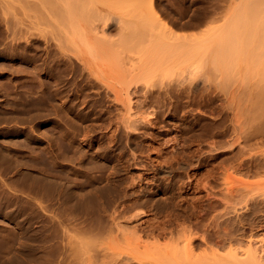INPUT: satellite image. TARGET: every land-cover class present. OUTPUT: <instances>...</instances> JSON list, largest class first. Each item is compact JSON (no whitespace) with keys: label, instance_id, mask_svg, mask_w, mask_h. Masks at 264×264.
Instances as JSON below:
<instances>
[{"label":"rangeland","instance_id":"obj_1","mask_svg":"<svg viewBox=\"0 0 264 264\" xmlns=\"http://www.w3.org/2000/svg\"><path fill=\"white\" fill-rule=\"evenodd\" d=\"M92 1L103 12L106 9L105 14L119 18L122 29L114 25L104 36L101 33L102 37L96 33V38V31L89 32V36L87 31L78 30L80 34L70 27L72 32L67 28L69 35L65 30L63 35L59 33L62 30L53 29L54 38H63L62 47L69 38L65 45L66 49L70 47L67 54L58 42H52V27L44 18L36 20L37 13L28 9L24 0H0V264H192L206 253L210 256L214 247L218 251L217 264H260L241 258L247 254L249 238L264 240V118L260 114L261 102L264 103V18L258 32L251 28L260 17L253 14L260 10L261 3L257 6L258 2L253 0H140V4L133 0ZM150 4L164 23L154 18ZM247 7L253 9V25ZM258 14L264 17V11ZM160 23L179 37L183 34L182 41L187 38L186 43L179 44H185V50L179 49L175 54L172 50L175 58L170 55L172 61L168 59L169 63L163 66L156 65L163 58L159 59L157 54L164 47L163 50L168 46L169 51L173 44L177 46V41L172 44L173 41L168 43V39L160 38L158 45L153 46L163 48L156 49L159 52L155 56V49L150 52L152 42L133 39L124 45L121 40L138 30L137 35L148 31L150 39L154 33L162 35L166 29L162 31ZM120 30L121 41L117 38ZM83 31L85 36H79ZM75 32L79 38L72 36ZM168 33L170 38L175 36ZM108 37L116 40L112 43ZM107 39L115 52L121 50L117 56L120 62L115 60L124 67L123 71L116 69V61L111 59L114 51L107 49L108 53V45L100 42ZM131 45L134 54L127 49ZM124 47L128 52L124 53ZM138 47L141 52L136 50ZM77 51L81 53L78 55ZM58 52L73 55V59L74 55H81L79 58L84 61L74 59L76 71H70ZM150 53L153 55L148 59ZM164 54L161 55L166 60ZM140 55L146 56L141 59ZM127 59L132 60L130 63L135 60L137 65ZM113 60L115 64L111 63ZM77 61L81 66L87 64L84 73L77 71ZM108 65L112 71L116 65L117 75ZM130 65L136 70L133 74ZM146 67L154 68V74L147 69L149 77L145 75L138 85L144 83L142 88L137 90L132 85L125 93L128 80L135 75L140 77ZM179 70H183L184 76ZM178 80L193 90L181 94L173 87L170 93L164 91L162 82L176 85ZM162 165L173 168L172 172L160 174L157 167ZM52 183L56 184L58 194L54 199ZM44 187L52 195L48 202L44 200L50 194ZM110 187L121 196L118 199L129 193L125 200L129 202L125 204L122 198L114 203L118 209L132 205L131 199L137 205L117 221L124 233H116L117 238L106 232L94 236L97 231L88 227H105L108 220L111 222L112 210L105 215L100 213L103 219L97 216L102 196ZM234 189L232 200L209 214L212 219L208 215V222L195 224L198 221L192 220L197 213L194 210L205 208L209 200L220 201ZM41 191L47 194H40ZM95 202L96 208L88 214L85 207ZM152 225L167 228L166 233H153L149 230ZM204 232L213 234L215 239L201 246L189 245L196 241L195 236L202 241ZM190 235L194 237L191 242ZM232 249L239 253L238 259L226 256Z\"/></svg>","mask_w":264,"mask_h":264},{"label":"bare ground","instance_id":"obj_2","mask_svg":"<svg viewBox=\"0 0 264 264\" xmlns=\"http://www.w3.org/2000/svg\"><path fill=\"white\" fill-rule=\"evenodd\" d=\"M92 0H90V1H88V0H24V4L26 3L28 6L27 7H30V8H28V9H31V10H33V12L35 11L37 14V16L36 17H39V18H37L36 20H38L39 19V21H40V18H41V20L43 19L44 20V22L46 23V24H49V28H51L52 27V30L54 29L55 31H61L62 30V32H59V33H63V35H64V31L63 30H65V33L67 32L68 33V31H66V30H68L67 28H69V32H70V30H71V28H75V29H77V33H80L81 34V32H79V31H81V30H84V31H87L86 33H89V32H91V33H93L94 31H96V32H94L93 33V35H96V33H100V35H101V33H102V35H103V33L105 32V33H107V31H109L111 28H113L114 27V25L115 26H117V25H119V24H121L120 22H121V20H118L116 17H114V16H112V14L110 15V13L108 14V13H106L105 14V10L106 9H104V12L102 11V8L101 7H97L96 5H94V2H93V4H92V2H91ZM99 1V0H98ZM258 2V5L257 6H259V3H261L260 4V10H259V8L257 9L256 8V6L255 5H253V7L254 8H256L257 9V11H255V12H253V13H255V14H253V15H256L257 17H259V19H254V17H252L250 14L252 13V11H253V9L250 7H247V8H249L250 9V11H248L249 13H248V15H250L248 18H250V21H251V24L253 25V23L252 22H254L255 20V22L257 23V24H254L253 25V27H251L253 30L254 29H256V31L255 32H258L259 31V24H262L263 25V22L261 21V19H263L264 17H262V15H259L258 13H260L261 14V12H263L264 11V7H263V9H261V5L262 6H264L263 4H264V0H253V2ZM133 2H136V3H138V4H140L141 3V1L140 0H133ZM253 2H252V4H253ZM13 3V2H12ZM11 3V4H12ZM98 3H102V2H98ZM14 4V3H13ZM153 5V4H152ZM152 5L150 4V6H149V8H152V11L151 12H153V7H152ZM11 7V6H10ZM13 7V9H14V6H12ZM101 8V9H100ZM11 9V8H10ZM16 10V9H15ZM155 11V13H153L154 15V18H156L159 22L161 21L162 22V20L161 19H159V16L157 15L158 13H156V10H154ZM30 12V11H29ZM29 12H28V14H29ZM251 12V13H250ZM31 14V13H30ZM32 15V14H31ZM33 15L35 16V14L33 13ZM31 17H33V16H31ZM35 17V18H36ZM246 17V16H245ZM262 17V18H261ZM254 19V20H253ZM35 20V21H36ZM46 20V21H45ZM253 20V21H252ZM154 21H156V20H154ZM259 21H261L260 23H258ZM44 22H42L44 25H45V23ZM40 23V22H39ZM162 23H164V22H162ZM162 23H160L161 25V27H164L163 28V30L162 31H164L165 29H166V27H165V25L163 24V26H162ZM41 24V23H40ZM39 24V25H40ZM42 24V25H43ZM148 24V23H147ZM153 24H155V23H153ZM152 24V27L151 28H153V25ZM159 24V23H158ZM158 24H157V26H158ZM36 25V24H35ZM151 25V24H150ZM156 25V24H155ZM251 25V26H252ZM47 26V25H46ZM256 26V27H255ZM39 27H41V26H39ZM44 27V26H43ZM66 27V29H64ZM71 27V28H70ZM118 27V26H117ZM148 27H150V26H148ZM160 27V28H161ZM255 27V28H254ZM262 27H264V26H262ZM38 27H37V25H36V29H37ZM119 29H122V27H120V25H119V27H118ZM118 28L116 29L117 31H118ZM124 28V27H123ZM156 28V27H155ZM159 28V27H158ZM158 28H156V30L158 29ZM44 29V28H43ZM135 29V28H134ZM261 29V28H260ZM264 29V28H263ZM263 29H262V32L261 33H264V31H263ZM40 30V29H39ZM54 30L53 31H51L52 33H50V35H52L51 37H53L52 38V42H58V43H55V45H59V47H61L64 51H65V53H67V54H69L68 52V50H69V46H68V49H66V47H65V45L67 46V43H68V39H66V44H64L63 46L64 47H62L61 46V39H63V38H59L58 36H60V35H58L57 37H58V39H56V38H54L55 37V35H54ZM79 30V31H78ZM124 30H125V28H124ZM152 30V29H151ZM169 30V29H168ZM167 29L165 30V33H163L162 32V35H158V33H154V37L152 36L151 37V39L149 38L150 36H151V34H149L148 33V31H147V34H146V32H144L145 33V35H143V33H141V35L140 34H138L137 35V33H139V30L137 31V32H135V30H133L134 32H135V34L133 33V34H129V35H124V37L123 38H121L120 36V33H123L122 32V30H120L119 31V33H118V39H119V37L121 38V40H123V44L124 45H126L127 43H129L130 41H132L133 39L134 40H137L139 43H140V41L141 40H146V43H151L152 42V49L150 50V52L152 51H155L156 49L158 50V48H159V51H160V49H162V48H160V46H158V48H154V46L153 45H155V43H157L158 42V40L160 39V38H166V39H168L167 41H169L168 43H170V41H173L172 42V44L174 43V42H176L177 41V46H175L174 47V44H173V47H174V49H173V47H172V49H170V48H168V49H170L169 51L168 50H166L167 49V47H166V51L165 50H163L162 49V51H164V52H162V51H160V54H157L158 52H157V50L155 51L156 53H155V56H156V54L157 55H159V56H157L158 58L159 57H163L164 58V56H162L161 54H164L165 52L166 53H169L168 55L165 53L164 55L166 56L167 55V59L165 60V59H163V58H161V59H163V60H165L164 61V64L162 63V61H161V59L159 60V62H156L157 64L156 65H167L168 63H169V61H172V60H170L169 58H172L173 57V59L175 58L174 56H172L173 54H175V52H178L177 50H181V51H184L185 50V44L182 46V45H180V46H182V47H179V44H182L183 42L184 43H186V40H187V38H186V40H185V37L183 38V40L184 41H182V35H180L181 37H179V34L177 35V32L176 33H171V32H174V31H168ZM48 31V30H47ZM84 31H83V33H82V35H79V36H85V33H84ZM141 31V30H140ZM159 31V30H158ZM158 31H154L153 30V32H158ZM161 31V30H160ZM71 32H72V30H71ZM131 32V31H130ZM150 32H152V31H150ZM152 32V33H153ZM168 32H170L171 33V36L172 35H175V36H173V38L171 37L170 38V35H169V33ZM248 32V31H247ZM40 33V32H39ZM44 33V32H43ZM47 33H49V32H47ZM47 33H46V35H47ZM77 33L75 32V33H72V36H74V35H77ZM166 33H168V35L166 34ZM249 33V32H248ZM33 35V34H32ZM31 35V36H32ZM54 35V36H53ZM68 35H69V33H68ZM102 35H101V37H102ZM120 35V36H119ZM149 35V36H148ZM249 35H250V33H249ZM78 36V35H77ZM79 36H78V38H79ZM89 36H90V33H89ZM92 36V35H91ZM104 36V35H103ZM108 36H109V34H108ZM176 36H178V37H176ZM257 36H258V33H257ZM257 36H255L256 38H257ZM28 37H29V35H28ZM48 37H49V35H48ZM60 37H63V36H60ZM76 37V36H75ZM93 37V36H92ZM97 37V35L95 36V38ZM107 37V36H106ZM106 37H105V39H106ZM110 37V36H109ZM108 37V38H109ZM174 37H176V38H178V39H176V38H174ZM252 37V36H251ZM262 38H263V36H261ZM260 37V38H261ZM32 38V37H31ZM85 39H86V37H84ZM88 38V37H87ZM94 38V39H95ZM104 38V37H103ZM156 38H158V39H156ZM169 38H170V40H169ZM261 38V39H262ZM54 39V40H53ZM55 39H56V41H55ZM60 39V40H59ZM81 39V38H80ZM93 39V40H94ZM99 39H100V36H99ZM99 39H97L96 40V42L97 41H99ZM117 39V40H118ZM151 40V41H149V40ZM154 40V42H153V40ZM163 39H161V40H163ZM173 39V40H172ZM191 39V38H190ZM86 40H88V39H86ZM91 41L92 43H94V41ZM102 40V39H101ZM109 40H110V42H112L114 39H112L111 40V38H109ZM116 40V39H115ZM114 40V41H115ZM120 40V39H119ZM120 40V41H121ZM263 40V39H262ZM31 41V40H30ZM37 41V40H36ZM35 41V42H36ZM63 41V40H62ZM72 41V40H71ZM106 41H107V43H106ZM106 41H100L103 45L104 44H106V45H108V47L106 48V51L108 52V50H110L111 49V51L113 52L114 51V49H112V48H114V46H112V43L114 42H112V43H110L109 41H108V39L106 40ZM120 41H119V44H121L120 43ZM136 41V44H138L139 45V43ZM148 41V42H147ZM156 41V42H155ZM95 42V43H96ZM99 42V43H100ZM104 42V43H103ZM118 42V41H117ZM142 42H144V41H142ZM141 42V43H142ZM179 42V43H178ZM98 43V44H99ZM154 43V44H153ZM162 43H163V41H162ZM167 43V44H168ZM131 44V43H130ZM129 44V45H130ZM172 44H171V46H172ZM30 46H31V43L29 44ZM54 45V44H53ZM100 45V44H99ZM102 45V46H103ZM117 45V44H116ZM115 45V46H116ZM134 45V44H133ZM142 45H143V43H142ZM157 45H158V43H157ZM163 45L164 46H166L164 43H163ZM170 45V44H169ZM94 46L96 47L97 46V48L99 49V46L98 45H96V44H94ZM109 46H110V48H109ZM118 46L119 45H117V49L119 50V48H118ZM143 46H147V45H143ZM149 46H150V44H149ZM148 46V47H149ZM147 47V48H148ZM156 47V46H155ZM170 47V46H169ZM57 49V47H53V49H54V51ZM125 48V51H124V53L127 51V49L129 50V51H131L132 52V48H134V46H132L131 45V49H129L128 47H127V49H126V47H124ZM177 48V49H176ZM182 48H184V50H182ZM61 49V50H62ZM67 51H66V50ZM108 49V50H107ZM141 49V48H140ZM139 49V47L138 48H136V50H140ZM150 49V48H149ZM148 49V50H149ZM153 49H155V50H153ZM176 49V50H175ZM58 50V49H57ZM56 50V51H57ZM117 50V51H118ZM134 50V49H133ZM142 50H144V48L142 49ZM174 52H173V51ZM179 50V51H180ZM71 51V50H70ZM99 51H100V49H99ZM116 51V50H115ZM113 52V56L114 57H112V53L110 54L111 55V59H113L114 58V60L116 59V60H118V57H119V53H120V51L121 50H119V52ZM135 51V50H134ZM74 52V51H73ZM72 51H71V53H73ZM76 52V51H75ZM74 52V53H75ZM128 52V51H127ZM137 52V51H136ZM139 52H141V50L139 51ZM145 52H146V50H145ZM162 52V53H161ZM171 52H173V54L171 53ZM51 53V52H50ZM58 53H60V52H58ZM58 53H55V55L56 54H58ZM81 53V52H80ZM80 53H78V51H77V54L79 55ZM104 53V52H103ZM109 53V52H108ZM133 53V52H132ZM131 53V54H132ZM148 53V52H147ZM146 53V54H147ZM54 54V53H53ZM76 54V53H75ZM115 54H117V55H115ZM128 54V53H127ZM134 54V53H133ZM151 54L153 55V53H150V55H149V58L148 59H150L152 56H151ZM180 55H185V53L184 54H182V53H179ZM97 55H101V54H97ZM106 55V54H105ZM109 55V56H110ZM125 55V54H124ZM128 55H130V52H129V54ZM141 55H144V54H141ZM140 55V56H141ZM172 57H171V56ZM177 55V54H176ZM175 55V56H176ZM179 55V56H180ZM81 56V55H80ZM80 56H76V55H74V59H78V60H80L81 62L80 63H82L83 61H82V59H80L79 57ZM95 57H96V55H94ZM103 56V55H102ZM108 56V55H107ZM115 56H116V58H115ZM118 56V57H117ZM146 56V55H145ZM145 56H141L140 58L142 59H144V57ZM57 57V56H56ZM55 57V58H56ZM60 57H61V60H62V62L67 66L66 68L67 69H69L70 71L72 70V69H74L75 68V70H74V72L76 71V67H73V64H74V59H73V55L72 56H69V55H65V54H63L62 52L60 53ZM84 57H86V56H84ZM99 57V56H98ZM97 57V59H99ZM130 57V56H129ZM128 56L126 57H123V58H128V59H130ZM92 58V57H91ZM101 58V57H100ZM106 58H108V57H106ZM110 58H108V60L110 59ZM139 58V59H140ZM147 58V57H146ZM145 58V59H146ZM158 58H156V59H158ZM183 57H181V59H182ZM56 59H58V62H60V59L59 58H56ZM84 59V58H83ZM128 59H127V62H129L128 61ZM132 59V58H131ZM154 58H152V60H153ZM168 59H169V61H168ZM185 58H183V60H184ZM85 60H86V58H85ZM101 62H102V60L101 59H99ZM106 59L104 58V61H105ZM113 60V62L111 61V63H113V64H115V63H117V65H118V67L116 68V65H115V67L114 68H116V69H119V67H120V64H118L119 62L118 61H114ZM124 60V59H123ZM147 60V59H146ZM151 60V61H152ZM183 60L181 61V62H183ZM54 61V60H53ZM104 61H103V63H104ZM132 61V60H131ZM130 61V62H131ZM157 61V60H156ZM115 62V63H114ZM125 62V61H124ZM129 62V63H130ZM134 62H135V60L132 62V63H130V64H134ZM139 62H141V61H139ZM147 62H148V60H147ZM149 62H150V60H149ZM161 62V63H160ZM57 63V62H56ZM55 63V64H56ZM78 63V61L76 62V64ZM79 63V64H80ZM110 63V61L108 62V64ZM110 63V65H112ZM129 63H126V64H129ZM143 63H145V62H143ZM160 63V64H159ZM166 63V64H165ZM178 63H179V61H178ZM177 63V64H178ZM184 63V62H183ZM75 64V65H76ZM79 64H77V65H79ZM91 64V63H90ZM107 64V63H106ZM135 64L137 65V63L135 62ZM134 64V65H135ZM139 64V63H138ZM142 64V63H141ZM151 64H152V62H151ZM58 65V64H57ZM56 65V66H57ZM76 65V66H77ZM87 65V64H86ZM85 65V63H84V65L83 66H85V67H83V66H81V64L79 65V67H78V69H77V71H85V70H87V69H85L84 70V68H86L87 66ZM110 65H108L107 67H110L109 68V70L110 71H112V69H111V66ZM144 66H145V64H143ZM149 66H150V63L148 64ZM148 65H147V67H148ZM180 65V64H179ZM182 65H184V64H182ZM182 65H180V66H182ZM131 66V65H130ZM143 66V67H144ZM178 66V65H177ZM179 66V67H180ZM97 67V66H96ZM126 67V66H125ZM131 67H133V65L131 66ZM130 67V69H129V71L130 72H132L131 74H133V71L135 72L136 70H135V68L133 67V69L134 70H132V68ZM146 67V69L144 70L143 68V71L144 72H147V69H149V68H147ZM167 67H169V66H167ZM184 67V66H183ZM230 67V66H229ZM228 67V68H229ZM114 68H113V71H114ZM121 68V67H120ZM137 68V67H136ZM140 68V67H139ZM52 69V68H51ZM64 69V68H63ZM122 69V68H121ZM123 69H124V67H123ZM123 69H122V71H123ZM153 69L154 68H152V69H149V70H151V72L153 71ZM160 69V68H159ZM174 69V68H173ZM173 69H172V71H173ZM183 69V68H182ZM232 69H234L233 67H232ZM231 68L229 69V71L231 72V73H233L234 71L232 70ZM132 70V71H131ZM181 70V69H180ZM179 70V71H180ZM218 70V69H217ZM225 70V69H224ZM232 70V71H231ZM56 71V70H55ZM112 71V72H113ZM125 71H127V70H125ZM125 71H124V73H125ZM142 71V72H143ZM215 71V70H214ZM226 71V70H225ZM57 72H60L58 69H57ZM61 72H63V71H61ZM66 72V71H65ZM115 72V71H114ZM113 72V73H114ZM118 72H119V70H118ZM144 72L140 75V77H138L137 75H133L134 76V79H130V80H128L129 81V83H127L128 85L126 86L127 88L125 89V93H127L126 91H128V87H132V85H135L134 87L137 89V90H139L140 89V87H141V85H143V84H141L140 85V87H138V85H139V83H141V78H144V77H146L145 75H147L148 77H149V75H148V72H147V74H144ZM150 72V71H149ZM161 72H163V70L161 71ZM178 72V71H177ZM182 72H183V70H182ZM181 71H180V73H182ZM220 72V71H219ZM218 72V73H219ZM67 73V72H66ZM84 73V72H83ZM96 73V72H95ZM137 73V72H136ZM135 73V74H136ZM174 73V72H173ZM184 73V72H183ZM183 73H182V75H183ZM217 73V72H216ZM62 74V73H61ZM60 74V75H61ZM63 74H65V73H63ZM114 74H116L117 75V73L115 72ZM126 74V73H125ZM129 74V73H128ZM143 74H144V76H143ZM150 74V73H149ZM152 74H154V72H152L151 73V75ZM155 74H156V72H155ZM178 74H179V72H178ZM29 75H30V73H29ZM59 75V74H58ZM66 75V74H65ZM119 75V74H118ZM120 75H122V73L120 74ZM119 75V76H120ZM127 75V74H126ZM221 75V74H220ZM219 75V76H220ZM225 75V74H224ZM229 75H231V74H229ZM57 76V75H56ZM63 76V75H62ZM67 76V75H66ZM84 76V75H83ZM82 76V77H83ZM115 76V75H114ZM124 77L123 78H125V75H123ZM143 76V77H142ZM160 76H161V73H160ZM171 80H172V73H171ZM184 76V75H183ZM33 77H34V74H33ZM127 77V76H126ZM132 77V76H131ZM159 77V76H158ZM216 79H217V74H216ZM85 78V77H84ZM83 78V79H84ZM119 78V77H118ZM120 78H122V77H120ZM129 78H130V76H129ZM133 78V77H132ZM157 78V77H156ZM169 78H167L166 77V79L165 80H168ZM179 78V77H178ZM177 78V75H176V79H178ZM185 78V77H184ZM184 78H182V79H184ZM62 79V78H61ZM67 79V78H66ZM91 79H92V77H91ZM90 79V80H91ZM103 79V78H102ZM158 79V78H157ZM162 79V77L160 78V80ZM169 79V80H170ZM180 79V78H179ZM220 79V78H219ZM68 80V79H67ZM117 80H119V79H117ZM124 80V79H123ZM151 80V79H150ZM156 80V79H155ZM224 80H226V79H224ZM96 81H97V79H96ZM95 81V82H96ZM101 81V80H100ZM100 81H99V83H100ZM120 82H121V80H119ZM125 81H127V80H125ZM127 81V82H128ZM143 81V80H142ZM145 82H146V80H144ZM159 81V80H158ZM68 82V81H67ZM95 82L93 83V84H95ZM124 82V81H123ZM122 82V83H123ZM149 81H147V83H148ZM167 82V81H166ZM219 82H220V80H219ZM154 83V82H153ZM159 82H157L156 84H158ZM183 83H184V81H182V80H178V82H177V84L176 85H173L174 83H172V85L171 84H165L164 82H162V84H164L165 85V92L166 93H170V91H171V88L173 89V87H175L176 88V90L177 91H180L179 93H181V94H183V93H186V91H187V89H188V87L186 88V87H184L183 86ZM43 84H45V83H43ZM152 84V83H151ZM155 84V83H154ZM154 84H152V86H159V85H154ZM111 85V84H110ZM120 85V84H119ZM123 85V84H122ZM121 85V86H122ZM187 85V84H186ZM45 86V85H44ZM103 86V85H102ZM108 86V85H107ZM188 86V85H187ZM190 86H192L191 84H190ZM42 87V86H41ZM104 87V86H103ZM109 87V86H108ZM144 87V86H143ZM145 87H147V85L145 86ZM149 87L150 86H148L147 88L149 89ZM113 88V87H112ZM111 88V89H112ZM142 88V87H141ZM146 88V89H147ZM153 88H156V87H153ZM192 88V87H191ZM190 88V89H191ZM32 89V88H31ZM37 89V88H36ZM64 89V88H63ZM100 89H101V87H100ZM109 89V88H108ZM110 89V90H111ZM116 89V88H115ZM133 89V88H132ZM147 89V90H148ZM152 89V88H151ZM150 89V90H151ZM190 89H188L189 91H190ZM30 89H28V91H29ZM51 90V89H50ZM114 90V89H113ZM134 90V89H133ZM192 90H193V88H192ZM32 91V90H31ZM42 91V90H41ZM58 91V90H57ZM65 91V90H64ZM119 91H120V89H119ZM131 91V90H130ZM136 91V90H135ZM141 91V90H140ZM154 91V90H153ZM159 91V90H158ZM134 92V91H133ZM144 92V91H143ZM156 92V91H155ZM161 92H163V90L161 91ZM198 92V91H197ZM42 93V92H41ZM49 93V92H48ZM57 92H55V94H56ZM149 93V92H148ZM189 93V92H188ZM31 94V93H30ZM33 94V93H32ZM128 94V93H127ZM136 94H139V92H137ZM149 94H151V93H149ZM155 94H157V92L155 93ZM161 94V93H160ZM163 94V93H162ZM41 95V94H40ZM50 95V94H49ZM147 95V94H146ZM167 95V94H166ZM121 96V95H120ZM129 96V95H128ZM154 96V95H153ZM156 96V95H155ZM154 96V97H155ZM179 96H180V94H179ZM183 96V95H182ZM184 96H186V95H184ZM145 97V96H144ZM177 97V96H176ZM147 98V97H146ZM158 98V97H157ZM179 98H181V97H179ZM190 98V97H189ZM264 98V97H263ZM159 99V98H158ZM164 99V98H163ZM181 100V99H180ZM149 101H151V100H149ZM148 101V102H149ZM144 102H145V100H144ZM154 102V101H153ZM152 102V103H153ZM149 105H151V104H149ZM262 105V106H261ZM261 108L260 109H262L263 110V112H260V114H262V118H264L263 116H264V103H262L261 102ZM261 110V111H262ZM142 113V112H141ZM143 114V113H142ZM137 116V115H136ZM140 117V116H139ZM139 117H138V119H139ZM141 118V117H140ZM145 117H143L142 119H144ZM130 120V119H129ZM139 121V120H138ZM137 121V122H138ZM140 121H142V120H140ZM263 122H264V119L262 120ZM136 122V121H135ZM262 122V123H263ZM131 124V123H130ZM133 124V123H132ZM241 124V123H240ZM239 124V125H240ZM243 125V124H242ZM262 126H264V125H262ZM127 127H128V125H127ZM129 127H131V126H129ZM239 127H242V126H239ZM242 129V128H241ZM1 159V158H0ZM7 159V158H6ZM6 159H5V161H6ZM4 161V162H5ZM157 164V163H156ZM168 164V163H167ZM155 165V164H154ZM166 165V164H165ZM165 165H162V166H159V167H157V170H159V172H160V174H170L171 172H172V170H173V168H171L170 166H165ZM177 165H179L178 163H177ZM174 166V165H173ZM184 166V165H183ZM184 167H186V166H184ZM180 168H181V166H180ZM134 179V178H133ZM52 182V181H51ZM52 185H55V187L53 188V190H51V193H52V195L54 196L53 197V199L56 197L55 195L57 194L56 192V184H53L52 183ZM50 186V185H49ZM27 187V186H26ZM52 187V186H51ZM28 188V187H27ZM111 188V187H110ZM108 188V189H106V195H104V196H102V202L100 201V204H99V213H98V218H102L103 216L102 215H105V214H107L109 211H111L112 210V213H110L109 214V218L111 219V222H109V220L107 221V224L105 225V224H103V226L105 225V227H102V225H101V227H95V226H90V227H88L89 229L90 228H94V229H92L91 231L92 232H94L95 230L97 231V232H95V233H93V234H95L94 236H97V235H101V234H104L105 232L106 233H108V235L110 234V233H112V234H114V236H115V234L117 233H119V232H121L122 231V226L120 227V225L118 224L119 222H117V221H119L120 220V218L121 217H123L124 216V214L125 213H127L128 212V210L133 206V205H135L136 203L133 201V199H131L130 200V202H131V204L132 205H127V206H125V207H123V209H118V207H116V204H115V206H114V203L115 202H117L118 203V201H117V199H118V197H121V196H118L116 193H115V190H114V192L112 191L113 190V188ZM58 189V188H57ZM130 189V188H129ZM41 190H43V189H41ZM46 190H48V191H46ZM45 190V187H44V191H46V192H48V194H50V195H48L49 196V198H46V195H44V197L46 198H44L42 195H40L41 197H43V199H45L44 201L45 202H48V201H50L51 199H50V196L52 197V195H51V193H49V191H50V189H46ZM126 191V190H125ZM128 191V190H127ZM231 192L230 193H227V194H225L226 196H225V198H223V199H220V201H218L217 199L216 200H209L210 202L208 203V205H205V208H202V206H200L199 207V209L198 210H194V211H197V213L196 212H194V214H193V216H192V220L194 219V220H196V221H198L197 223H195V224H201V222H205V221H207L206 219L207 218H210L211 216L210 215H212V214H210L211 212H213V210H215V208H218L217 206L218 205H221V204H224L223 202H227V203H229L231 200H232V198L235 196V194H234V192L236 191L235 189L232 191V190H230ZM42 192L43 191H41L40 192V194H42ZM44 194H47V193H45V192H43ZM125 194H126V196H125ZM124 194V196H125V198H123L124 200V203L126 204V202L128 201H126L125 202V200L128 198V195H129V193L128 192H126ZM58 195V194H57ZM60 195V194H59ZM108 195V197L107 198H105L106 196ZM62 196V195H61ZM123 196V195H122ZM174 196V195H173ZM60 197V196H59ZM59 197L57 198V199H59ZM64 197V196H63ZM127 197V198H126ZM176 197V196H175ZM122 198H120V199H122ZM174 198V197H173ZM201 198V197H200ZM48 199V201H46ZM64 199H65V197H64ZM120 199H118V200H120ZM171 199V198H170ZM194 199V198H193ZM203 199V198H202ZM207 199V198H206ZM215 199V198H214ZM62 200H63V198H62ZM67 200V199H66ZM66 200H65V202H66ZM69 200V199H68ZM135 200V199H134ZM196 200V199H195ZM198 200V199H197ZM188 201V200H187ZM194 201V200H193ZM201 201V200H200ZM64 202V203H65ZM68 202V201H67ZM70 202V201H69ZM68 202V203H69ZM129 202V201H128ZM196 202V201H195ZM204 202V201H203ZM63 203V204H64ZM165 203H167V202H165ZM171 203V202H170ZM170 203H167V204H170ZM121 204H123V203H121ZM154 204V203H153ZM166 204V205H167ZM193 204H195V203H193ZM206 204H207V201H206ZM65 205V204H64ZM137 205V204H136ZM135 205V206H136ZM162 205V204H161ZM86 206V205H85ZM96 206H97V203L95 202L94 204H91L90 206H86L85 208H86V211H87V213L89 214L91 211H93L95 208H96ZM158 206V205H157ZM197 206V205H196ZM207 206V207H206ZM43 207V206H42ZM156 207V206H155ZM159 207H161V206H159ZM164 207V204H163V206H162V208ZM166 207V206H165ZM164 207V208H165ZM204 207V206H203ZM47 208V206L45 207V209ZM114 208V209H113ZM188 208V207H187ZM69 210V209H68ZM159 210V209H158ZM160 211V210H159ZM203 211V213H201ZM185 212V211H184ZM100 213H102V215L100 214ZM187 213V212H186ZM191 213V212H190ZM193 213V212H192ZM74 214V213H73ZM88 214H86V216H88ZM99 214H100V216H102V217H100L99 216ZM210 214V215H209ZM181 215V214H180ZM186 215V214H185ZM188 215V214H187ZM208 215L210 216V217H208ZM167 217V216H166ZM176 217V216H175ZM186 217V216H185ZM61 218V217H60ZM171 218V217H170ZM103 219V218H102ZM181 219V218H180ZM211 219H212V217H211ZM65 220V219H64ZM64 220H62V221H64ZM66 220H68V218L66 219ZM65 220V221H66ZM75 220V219H74ZM167 220V219H166ZM189 220V219H188ZM60 221V220H59ZM117 222V223H116ZM162 222V221H161ZM166 222V221H165ZM208 222V221H207ZM206 222V223H207ZM214 222V221H213ZM212 222V223H213ZM150 223V222H149ZM157 223V222H156ZM155 223V224H156ZM159 223V222H158ZM179 223V222H178ZM191 223H193L192 221H191ZM211 223V222H210ZM157 225V224H156ZM204 225H205V223H204ZM114 226H116V227H114ZM152 226H153V228H152ZM151 226V229H150V227H149V230L150 231H152L153 233H155L156 231H158V233L160 234V235H164L165 233H166V229L167 228H162L161 226H159V227H154V225H152ZM195 226V225H194ZM262 226V225H261ZM59 227H61V226H59ZM161 227V228H160ZM200 227V226H199ZM263 227V226H262ZM82 228V227H81ZM145 228V227H144ZM197 228V227H196ZM58 229V228H57ZM84 229L86 230V227H84ZM85 230H83V233H84V231ZM57 232H58V230H57ZM61 232V231H60ZM87 232V231H86ZM85 232V233H86ZM123 233L125 232V230L123 229V231H122ZM189 232L191 233L192 232V230H189ZM198 232V231H197ZM197 232H195V233H197ZM82 233V232H81ZM88 233V232H87ZM90 233V232H89ZM205 233V232H204ZM66 234V233H65ZM112 234H110V236H111V238L113 237V235ZM191 234H193V233H191ZM62 235V234H61ZM68 235V234H67ZM107 235V234H106ZM125 235V234H124ZM203 235V234H202ZM245 235V234H244ZM247 235V234H246ZM250 235H251V233H250ZM66 236V235H65ZM88 236V235H87ZM90 236V235H89ZM109 236V237H110ZM191 236V235H190ZM249 236V235H248ZM253 236V235H252ZM81 237V236H80ZM80 237H78V238H80ZM118 237V236H117ZM116 236H115V238H117ZM198 237L199 236H195V238H197L196 239V241L195 242H191V241H193V239H194V237H193V235L191 236V238H192V240H190V244L189 245H191V246H193L195 243H196V245H198V246H201L203 243H208V242H211L212 240H214L215 239V236L213 235V234H210V233H205L201 238H202V241H199L200 239H198ZM243 237V236H242ZM255 237V236H254ZM253 237V238H254ZM64 238H66V237H64ZM70 238H72L71 236H70ZM69 238V239H70ZM89 238H91V237H89ZM252 237H251V239L249 238V246L247 247V254H246V252H245V256H243L242 258H241V260L243 259V260H246V261H251V262H260V264L262 263V264H264L263 262V260H264V240L263 239H257L256 238V240H255V238L253 239ZM68 239V240H69ZM76 239V238H75ZM85 239H86V237H85ZM93 240H94V238H92ZM73 240V238L71 239V241ZM84 240V239H83ZM89 240V239H88ZM65 241V240H64ZM75 241V240H74ZM81 241H82V239H81ZM85 241V240H84ZM83 241V242H84ZM76 242V241H75ZM86 242V241H85ZM84 242V243H85ZM90 242V244H92V242L91 241H89ZM88 242V243H89ZM61 243H62V241H61ZM70 243V242H69ZM192 243H194V244H192ZM87 244V243H86ZM70 245H71V243H70ZM87 247H89V246H87ZM88 249L89 248H87V250L86 251H88ZM210 249V248H209ZM217 250V248H215L214 247V251H209V250H206L205 249V252H207V251H209V253H210V256L206 253V254H204V256H202V257H198V258H196L195 259V262H193L192 264H217V252L218 251H216ZM73 251V250H72ZM80 251V254L83 252V250H82V252H81V250H79ZM194 251V250H193ZM204 252V253H205ZM244 252L242 253V254H244ZM73 254H75V253H77V252H72ZM84 253V252H83ZM229 254H227L226 256H229V255H231L232 257H235L236 259H238V257H240L239 256V253L238 252H236V251H233V249H232V251L231 252H228ZM79 253H78V255H80ZM86 254V253H85ZM96 254H97V252H96ZM95 255V254H94ZM219 255H221V254H219ZM82 256H84V255H82ZM225 256V257H226ZM95 257V256H94ZM230 257V256H229ZM247 257V258H246ZM245 258V259H244ZM249 258V259H248ZM221 259V258H220ZM240 260V259H239ZM242 260V261H243ZM219 261H221V260H219ZM223 262H225L226 264H228V262H226V261H223ZM223 262L221 263V264H223ZM254 262V263H255ZM258 264V263H257Z\"/></svg>","mask_w":264,"mask_h":264}]
</instances>
